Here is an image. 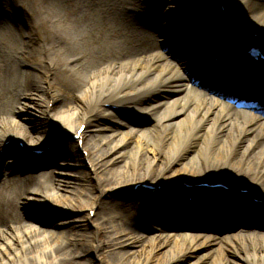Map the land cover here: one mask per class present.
Returning <instances> with one entry per match:
<instances>
[{"label":"bare ground","instance_id":"1","mask_svg":"<svg viewBox=\"0 0 264 264\" xmlns=\"http://www.w3.org/2000/svg\"><path fill=\"white\" fill-rule=\"evenodd\" d=\"M220 2L227 4L229 12L221 16L223 30L214 22L219 16ZM7 7L9 14L3 15L23 25L27 31L20 32L22 41L12 48L8 46V40H13L11 30H0V264H86L83 253L72 246L70 234L65 231L67 227H77L79 221L44 219V213L58 209L55 204L60 201L61 208L68 212L79 203L89 205V210H108L100 225L91 223L94 229L90 234L95 240L92 242L89 238L87 242L93 245L95 255L104 244L125 247L142 242L138 231L124 229L127 222L139 224L148 219L157 223L161 231L149 240L143 259L138 253L135 256L123 252L121 264L156 263L155 253L160 241L171 247V261L194 256L214 246L213 253L203 257L213 264L241 261L264 264V234L233 236L232 242L218 241L207 232L229 229L219 226L214 215L210 221L203 218L198 225L182 226L181 238L161 224L162 216L172 210L192 215L207 207L211 212L219 203L221 194L202 189L189 191V195H197L193 205L185 202L186 189L181 184L192 186L208 182L196 180L199 177L211 178L213 182L209 183L224 181L233 189H249L250 193L260 195L253 197L263 200L260 207L264 209V123L253 124L257 117L252 113L241 111L242 115L237 116L216 97L223 94L231 101L242 98L241 92L253 78H261L264 84V73H258L245 59L246 49L242 52L243 44L259 42L264 47V0H19L8 1ZM76 10L84 14L85 31L70 38L67 27ZM34 12L39 15L37 21L32 19ZM230 19L238 31H233L227 22ZM248 30L258 33L259 40L249 39ZM235 36L244 41L232 40ZM181 44L188 48L187 53L182 58L177 52L172 55ZM214 56L235 63L249 75L247 83L231 80L214 88L209 76L198 82L196 77H202L212 66L210 58ZM61 73L67 74L71 87H65ZM49 103L51 108H48ZM57 104L59 111L54 110ZM110 106L140 111L149 117L152 113L158 116L155 123L148 120V128H131L130 133L119 136L117 128L103 127L96 122L119 123L110 113ZM243 106L254 108L249 101ZM36 117L42 123L43 120L49 122L46 132L38 131ZM124 119L131 121L128 117ZM81 124H85L86 131L94 129L88 144L83 142L84 134L80 135L81 143L69 134H75ZM160 128L165 130V135L159 134ZM107 130L109 135L99 134ZM131 133H137L139 138L135 139ZM57 138L66 140V148L61 146L64 158H81L83 165L73 167L63 161L55 170L32 174L14 171L13 161L20 164L30 160L27 153L13 147L14 142L22 141L25 149H45ZM189 140L197 143L196 152L204 163L202 172L194 165H184L183 174L177 172L169 177L172 165L185 156V144ZM244 141L247 146H242ZM129 144L133 149L129 151L131 158L122 161V176L103 178L100 171L115 163ZM104 145L108 147L104 149ZM255 147L260 149L255 151ZM74 169L77 172L74 173ZM85 170L92 174V180L96 179V192L88 187L91 180L82 175ZM150 182L173 188L168 192L170 198L158 199L161 201L158 205L137 199L134 201L136 211L124 219H115L113 207L123 201H112L108 208L104 195L125 194L129 192V185ZM83 186L87 187V194L82 195L78 191L83 190ZM229 197L231 203L226 209L234 210L235 214L243 212L241 208L254 207L247 198L236 193ZM178 198L180 207L175 206ZM170 199L174 206H170ZM29 205H36L43 217L24 212ZM97 215V212L93 214ZM79 218L90 222L88 214L75 219ZM229 219L228 226L239 223V219ZM36 237L40 240L33 242ZM244 242L246 250H242ZM239 252L242 256L237 259ZM96 259L99 264L104 263L98 256Z\"/></svg>","mask_w":264,"mask_h":264},{"label":"rangeland","instance_id":"2","mask_svg":"<svg viewBox=\"0 0 264 264\" xmlns=\"http://www.w3.org/2000/svg\"><path fill=\"white\" fill-rule=\"evenodd\" d=\"M8 1L9 2H18L19 0H0V30L1 29H6L9 28L11 30V34L13 35V40H8V46L12 47V48H16L15 45H19L21 43V38H20V32H26L27 29L26 27H24L21 24H16L15 22H11L8 18H6L5 14H9L7 12V10L10 11V9H8L7 5H8ZM224 5V10H226L225 13H229L227 10V4L223 3ZM34 11V9H32V12ZM3 13H5L3 15ZM20 17H24V14L21 12L20 13ZM239 16V15H238ZM72 19L70 24L65 27H67V30L69 31V37L70 38H74L76 35H78L81 32L85 31V17L83 12H81L80 10H76V12H73L72 14ZM32 19L33 21H37L39 19V15L38 13L34 12L32 14ZM32 21V20H30ZM233 19L229 20V24L232 25L233 23ZM246 23V22H244ZM147 24V23H146ZM146 24H144L145 26H147ZM151 32H156L158 33V31L149 28L148 29ZM233 30L234 31H238V29H236V27L233 25ZM143 31V30H142ZM159 35V34H158ZM247 37L250 38H254L253 37V33L251 30H248L246 33ZM170 37H168L167 39H169ZM255 39V38H254ZM164 41V39L162 40ZM239 41H243V39L238 38L237 40ZM180 43V42H179ZM178 43V44H179ZM199 45V44H197ZM205 46L208 44H204ZM260 45V44H259ZM261 46V45H260ZM2 47V46H0ZM21 47V45L19 46ZM197 47V46H196ZM244 47V46H243ZM195 48V47H194ZM188 49H185V46H181V45H177V48L174 49V53L172 55H174L176 52L177 56H180L181 58L184 56V54L187 53ZM171 55V57H172ZM174 60V59H173ZM221 78V77H219ZM217 77L213 78L211 80V78L209 80H211V83L216 85V82H218ZM60 79L62 80V82L64 83L65 87H71V81L68 79L67 74L65 73H61L60 75ZM188 88L191 85H187ZM251 86V85H249ZM252 87V86H251ZM60 105L57 104L54 107L55 111H59ZM108 107V105H107ZM114 106L109 107L110 108V113L113 114L114 117H116V119L118 120V124L116 125H111L110 123H107L103 120H97V125L103 126V127H107L109 128L110 126L117 128V133L119 136H122L125 133H130L131 128L133 129H146L150 126V122H148V120L150 119V121L153 123H155V120L157 119L158 114L157 113H152L151 117H149L147 114L145 113H141L140 111H134L132 109H123L121 107L115 106V108L113 109ZM1 108L4 110L6 109L5 106L1 105ZM48 108H51V104H48ZM145 114V115H144ZM148 116V117H146ZM128 117L131 121H126L124 118ZM132 117V118H131ZM37 118V117H36ZM152 123V124H153ZM48 125L49 122H44L43 123L40 119H36V128L38 129V131H41L42 133L46 132V130L48 129ZM121 125H125V126H121ZM257 125V124H255ZM77 124L73 126L72 132L74 130H76ZM31 129V127H29ZM94 129H89V130H84L82 131L81 134H84V140L83 142L85 144L90 143V139L92 137V131ZM174 132V131H173ZM71 135H73L72 133H69ZM100 135L106 136L110 134V131H103L102 133L99 132ZM159 134H161L163 136V134L165 135V130L163 128L159 129ZM181 134H184V131L181 132ZM131 136L134 137L135 139H138L139 135L137 133H131ZM53 143V142H52ZM50 143V145L52 144ZM48 144V143H47ZM48 145V146H50ZM63 146L64 148H66V140H57L54 142V144L49 148V150L47 151L45 156L42 157H29L26 163H20L13 161L12 162V166L14 167V171H16V173L18 172H22L23 174H32V173H36L38 171H42V170H55V168L57 167L58 164L60 163H67L70 165H73V167H78L79 165H83L81 158L77 159V158H71L69 159H65L63 156V152L64 149L61 147ZM242 146H247V142L244 141V144ZM14 148H17V144L13 145ZM106 147H108L107 145H104V149H106ZM133 145L129 144L121 153L120 157L118 158V160L113 163V164H108L106 165L104 169H102L100 172H102V177L106 178V179H112L114 176H122V165L124 161H128L131 156L129 154V151H131ZM185 156H183L182 158H180L176 163H174L171 167V170L169 171L170 175L169 177H171L173 175V173H181L183 174L184 171L182 169V166H187V165H194L195 167H198V169L200 170V173L202 172V168L204 167V163L201 159V157L197 154L196 149H197V143H195L193 140H189L187 141V143L185 144ZM260 148L259 147H255L254 150L258 151ZM18 152H20L18 150ZM1 155V153H0ZM4 155V153H3ZM28 157V156H27ZM25 157V158H27ZM164 157L161 156L160 160L163 161ZM67 160V161H66ZM108 160V159H107ZM123 161V162H122ZM26 164V165H24ZM87 164V162H86ZM78 169V168H76ZM158 169V166H156V170ZM209 169V168H208ZM205 170V168H204ZM74 173L77 172V170H73ZM82 175L84 176L85 179H89L91 180L88 187L91 189L92 192H96V186L94 185L95 180H92L91 175H89L88 170L83 171ZM196 180H211L212 179H204L202 177L196 178ZM154 182V181H153ZM150 182L149 184L153 183ZM224 182V181H223ZM140 184V183H139ZM85 185V183H84ZM162 189L160 190H149V189H142L141 187L137 188V189H133L134 185H129L128 186V190L129 192H126L125 194L123 193H118V192H110L108 195H104L105 198L104 201H106L108 204V208H111V202L112 201H123L121 202V205L114 206V212H115V219L117 218H123L127 215H131V213L133 211H136V209L134 208V201L137 199H147V203H153L154 205H158L161 201L162 198H170L169 195L170 193H168L169 191H172L173 188H165L163 186V184H161ZM247 186L248 185H244ZM83 190L78 191L80 194H87V187L83 186ZM164 187V188H163ZM170 189V190H169ZM203 191L205 192H211L208 189H203ZM1 192H2V188L0 187V196H1ZM223 193V191H220ZM174 193V192H173ZM225 193V192H224ZM256 196H260L259 194H255ZM264 198V197H263ZM160 199V200H158ZM102 201V199L100 200ZM170 206H174V201H172L171 199L168 200ZM228 200L216 203L214 205L213 208H211V212L209 210V207L207 208H203L201 210H199V212L197 214H192V215H188L185 214L187 211H184L185 213L182 212H176V210H172V212L169 215H163L165 217L162 216L161 218V224H163L164 226L170 228L173 232L174 235H176L178 238H181V235L184 232V229L182 228V226H187V225H198L201 222V219H209V221L212 219L213 215L215 216V218L218 219V221H215L217 223H220L219 226H227V228H229L228 224H229V218L230 217H234L236 219H239V223L236 225V228H234L233 230H229V231H223L220 233H212V231H208L207 233L209 234H213L214 238H216L218 241L219 240H225V242H232L231 238L233 236L239 237V236H245V235H249L251 237L256 236L257 234L261 233L264 234V209L261 208L259 206H255L254 208L251 209H246L245 212H239V214H237L238 211L233 212L234 210H227V206L228 204H230L229 202H227ZM188 203H192L189 202ZM194 202L191 204L193 205ZM52 205V204H51ZM57 205V206H55ZM55 207H58V209H56L55 211H50L51 213H44V219L48 220V221H54V222H59V221H79L78 225H76L77 227L74 226H70L67 227V229L65 231H67V233L70 234V237L72 239V246L75 247L76 250H78L79 253H83L84 255V263L86 264H99L98 260L96 259V257L98 256L100 259H102L104 261L103 264H111L112 262H116V264H121L120 259L123 256V252L126 253H130L129 255H135L137 256L136 253L142 255V259L144 257L145 252L148 250L147 246L149 245V240H151L152 237H157V235L159 234V226L157 225V223H154L150 220H142L141 223L139 224H134V223H130L127 222L125 225L126 230L128 231H138L140 233V235L143 237L142 242L135 244L133 246H125V247H120V246H113V245H107L104 244L101 247V250L98 252L99 254L93 253L94 251L93 249V245L92 244H88L87 239L91 238L92 242H94L95 237L92 236L90 234V232L94 229V226H92L91 223H93L94 225H100L103 222V217L105 215V213H107V209H98V210H94V212H92V214L89 213V205L87 204H77L74 206L73 210H70V212L65 211L61 208V206L63 205L62 202H58L56 203ZM175 206L180 207V200L179 198L177 199ZM221 206V207H220ZM222 209H220V208ZM112 208V209H113ZM187 208V207H186ZM185 208V209H186ZM156 209V208H155ZM152 209V210H155ZM188 209V208H187ZM243 210V209H241ZM26 213H29L31 215H35V216H42L43 217V212L41 210H38V207L36 205H29L27 207V209L24 211ZM97 212L98 215L96 217L93 216V214ZM151 211V217L153 218L154 215H152ZM89 215V220L90 222H86L83 218H79V219H75L76 217L79 216H86ZM26 215V214H25ZM30 216V215H27ZM26 216V217H27ZM242 220H244L245 224L242 225ZM206 221V220H205ZM214 222V223H215ZM118 223H120L118 221ZM214 223L211 224V226L214 225ZM134 225V226H132ZM143 227V228H142ZM72 229V230H71ZM159 230V231H158ZM198 231V230H196ZM101 240H103L102 236L99 234ZM40 237H36L33 239L34 241H39ZM59 244V241L55 243ZM231 244V243H229ZM157 251L155 253V257H158V261L154 264H166L168 262H170L169 264H213L211 262L210 259L205 260L203 257H205V255L209 254L211 255L213 253V248L214 246H212L213 248H207L205 250H201L198 253H196L194 256H186V257H182L179 258L175 261H171V253H170V246L163 244L162 241H160L157 245ZM243 249L242 250H246L248 249L246 242H244L243 244ZM244 253V252H243ZM33 254H30V256ZM242 254L239 252L237 253V259L238 257H241ZM156 258L153 259L156 260ZM203 258V259H201ZM237 259H233L234 261L240 262ZM52 262V261H51ZM151 263H153L151 261ZM215 264V263H214ZM239 264H245L244 261H241Z\"/></svg>","mask_w":264,"mask_h":264}]
</instances>
